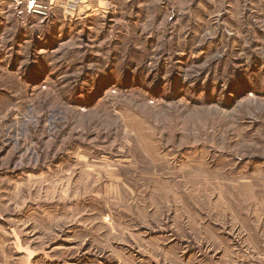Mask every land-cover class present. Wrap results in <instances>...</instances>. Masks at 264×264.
<instances>
[{"label":"rangeland","instance_id":"374dc122","mask_svg":"<svg viewBox=\"0 0 264 264\" xmlns=\"http://www.w3.org/2000/svg\"><path fill=\"white\" fill-rule=\"evenodd\" d=\"M68 1L0 0V264H264V0Z\"/></svg>","mask_w":264,"mask_h":264},{"label":"crops","instance_id":"0c3cea01","mask_svg":"<svg viewBox=\"0 0 264 264\" xmlns=\"http://www.w3.org/2000/svg\"><path fill=\"white\" fill-rule=\"evenodd\" d=\"M1 1H3L5 3H9L11 5H14L15 4L16 7H19L21 9H24V8H27L28 7V4L29 3L33 2V1H39V0H1ZM94 1H95V4L97 3V1L102 2V6H97V5H100L99 2H98L97 5L93 4L92 2H94ZM90 2H91L90 3L91 5L92 4L95 5L94 8H96V9L103 8L104 9L103 12H106V10H108V9H112L113 11H114V8H115V11L118 10V9H120V3H118L119 0H111V1H109V0L108 1H106V0H90ZM110 4L112 6H109Z\"/></svg>","mask_w":264,"mask_h":264},{"label":"built area","instance_id":"2783aa9c","mask_svg":"<svg viewBox=\"0 0 264 264\" xmlns=\"http://www.w3.org/2000/svg\"><path fill=\"white\" fill-rule=\"evenodd\" d=\"M79 2H80L79 0H69L68 3L66 4L67 8L71 12H76L77 8L79 6ZM29 7L31 9H33L34 13L47 15L49 13L50 5L42 4V3L38 2V1H33V2L29 3Z\"/></svg>","mask_w":264,"mask_h":264}]
</instances>
